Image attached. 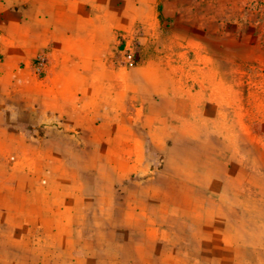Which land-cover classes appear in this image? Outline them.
<instances>
[{
	"label": "crops",
	"instance_id": "obj_1",
	"mask_svg": "<svg viewBox=\"0 0 264 264\" xmlns=\"http://www.w3.org/2000/svg\"><path fill=\"white\" fill-rule=\"evenodd\" d=\"M192 3L0 0V264H264Z\"/></svg>",
	"mask_w": 264,
	"mask_h": 264
},
{
	"label": "rangeland",
	"instance_id": "obj_2",
	"mask_svg": "<svg viewBox=\"0 0 264 264\" xmlns=\"http://www.w3.org/2000/svg\"><path fill=\"white\" fill-rule=\"evenodd\" d=\"M188 1L193 2L198 22L217 33L206 52L215 58L221 83L230 88L222 94L228 100L236 142L227 150L235 153L243 170L251 172L250 177L240 173L236 181L251 178L263 183L264 198V0ZM5 242L0 239L1 258Z\"/></svg>",
	"mask_w": 264,
	"mask_h": 264
},
{
	"label": "built area",
	"instance_id": "obj_3",
	"mask_svg": "<svg viewBox=\"0 0 264 264\" xmlns=\"http://www.w3.org/2000/svg\"><path fill=\"white\" fill-rule=\"evenodd\" d=\"M2 34L0 32V42H1ZM123 36H120V39H122ZM47 57L45 55H41L38 57L36 62V72L37 74L41 75L44 73L45 68L47 66ZM123 63L124 66L127 68H134L138 65V59H137V51H136V43L134 39L127 38V45L123 53Z\"/></svg>",
	"mask_w": 264,
	"mask_h": 264
}]
</instances>
